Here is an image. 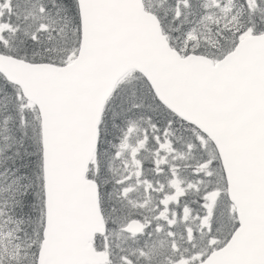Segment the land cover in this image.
I'll return each mask as SVG.
<instances>
[{"label": "snow or ice", "instance_id": "obj_1", "mask_svg": "<svg viewBox=\"0 0 264 264\" xmlns=\"http://www.w3.org/2000/svg\"><path fill=\"white\" fill-rule=\"evenodd\" d=\"M0 264H264V0H0Z\"/></svg>", "mask_w": 264, "mask_h": 264}]
</instances>
